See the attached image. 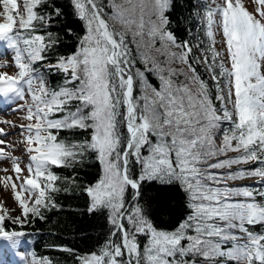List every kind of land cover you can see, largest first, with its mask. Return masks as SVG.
I'll use <instances>...</instances> for the list:
<instances>
[{
  "label": "snow or ice",
  "instance_id": "snow-or-ice-1",
  "mask_svg": "<svg viewBox=\"0 0 264 264\" xmlns=\"http://www.w3.org/2000/svg\"><path fill=\"white\" fill-rule=\"evenodd\" d=\"M0 47V264H264V0H0Z\"/></svg>",
  "mask_w": 264,
  "mask_h": 264
},
{
  "label": "rangeland",
  "instance_id": "rangeland-1",
  "mask_svg": "<svg viewBox=\"0 0 264 264\" xmlns=\"http://www.w3.org/2000/svg\"><path fill=\"white\" fill-rule=\"evenodd\" d=\"M4 57L1 56L0 59H3ZM0 71H8L12 72L14 71V68H0ZM0 116L5 117L8 120H17L19 122V114L14 112H5L1 114ZM3 127H10L9 125H0ZM4 139H14V136H8L4 137ZM7 161H0V168H2L5 164H7ZM0 202H5L6 206L8 207H15V202L13 199V194L10 188L5 189L3 186H0Z\"/></svg>",
  "mask_w": 264,
  "mask_h": 264
},
{
  "label": "trees",
  "instance_id": "trees-1",
  "mask_svg": "<svg viewBox=\"0 0 264 264\" xmlns=\"http://www.w3.org/2000/svg\"><path fill=\"white\" fill-rule=\"evenodd\" d=\"M177 27L179 29V34L182 36L184 33L183 25L178 24ZM205 75H206V73H205ZM56 78L58 79L59 77H56ZM149 78L153 81V83H157V84L159 83L158 80L156 79V77L151 73H149ZM94 170H95L94 168H89L87 171H94ZM28 227L31 228L32 225H29ZM36 227H44V226L42 224H37ZM51 239H52V237H48V236L37 237L36 247H37L38 252L50 251V250H46L43 247V245L46 241L51 240ZM50 254L56 255V256L60 257L61 260L68 261V264H70L71 257L67 256V254H63V253L58 252V251H50Z\"/></svg>",
  "mask_w": 264,
  "mask_h": 264
}]
</instances>
